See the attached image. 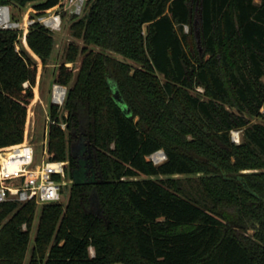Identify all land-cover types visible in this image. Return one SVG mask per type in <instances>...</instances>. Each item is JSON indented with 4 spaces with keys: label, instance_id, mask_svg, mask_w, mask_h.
<instances>
[{
    "label": "trees",
    "instance_id": "obj_1",
    "mask_svg": "<svg viewBox=\"0 0 264 264\" xmlns=\"http://www.w3.org/2000/svg\"><path fill=\"white\" fill-rule=\"evenodd\" d=\"M68 1L0 4L34 17ZM70 31L82 45L56 73L68 93L47 133L67 202L43 204L31 248L36 202H0V264L29 249L27 264H264V123L247 118L264 120V0H86ZM19 34L0 29V147L27 139L55 43L40 22L17 49Z\"/></svg>",
    "mask_w": 264,
    "mask_h": 264
},
{
    "label": "built area",
    "instance_id": "obj_2",
    "mask_svg": "<svg viewBox=\"0 0 264 264\" xmlns=\"http://www.w3.org/2000/svg\"><path fill=\"white\" fill-rule=\"evenodd\" d=\"M74 3V13H81L86 0H69ZM40 22L50 30H58L62 25V15L57 11H51L38 17L27 16L21 24L12 18L9 5L0 4V29H23L22 35L27 33L31 25ZM20 37V35H19ZM28 83L26 82L25 85ZM52 104L62 107L65 103L68 86L54 82L52 85ZM66 128V124H61ZM48 133V131H47ZM232 141L240 142V132L231 131ZM42 152H38L36 145L26 141L0 147V202L15 200L21 203L34 201L36 204L60 202L63 196V187L73 182L67 176V161H54L50 159L48 142H41ZM148 159L159 164L167 159L163 149L148 156Z\"/></svg>",
    "mask_w": 264,
    "mask_h": 264
},
{
    "label": "rangeland",
    "instance_id": "obj_3",
    "mask_svg": "<svg viewBox=\"0 0 264 264\" xmlns=\"http://www.w3.org/2000/svg\"><path fill=\"white\" fill-rule=\"evenodd\" d=\"M85 3L86 1L82 6L81 13L78 14L79 16L84 13ZM9 6L11 8L12 18L23 24L25 22V18L28 16V6L26 7H19L15 5H9ZM74 9H75L74 3L68 1V3H66L63 7H59L57 10H55L58 13H61L62 15V25L60 29L52 31L54 34L55 43L49 63L45 66L42 65L40 66L41 67L40 80H39L38 88L36 89V96L34 98L33 105L31 106L30 125L27 136V139H30V141L36 145V149L40 153L42 152L43 149V147L41 146V142L44 139H47L48 136L47 131L50 122L49 110L52 101L51 90H52V85L55 82L56 73L58 71L59 66L65 60V56L69 44L74 41L82 45L81 41H78L73 38L70 31L71 17L73 16V14H75ZM34 17H38V16H34ZM184 28L186 32L192 35L190 32V27L188 25H186ZM18 31L20 32L19 34L20 41L17 44V49H20V47L26 46V42L24 40V34L22 35L23 29L19 28ZM198 38H199L198 47L200 52L202 53L203 48L200 45V35H198ZM194 42H195L194 39L191 38V45ZM68 65H72V63H68ZM75 66L77 67V62L75 63ZM197 91L203 92L204 88L202 86H198ZM197 91L193 90L192 92L195 94ZM260 111L264 112V107H262ZM247 118L250 120L251 123L253 122L264 123V120L258 116H249ZM61 124H65V122H62ZM235 130H238L240 132V142L237 143L240 144L243 141L244 130L243 129H235ZM70 184H72V182H70L68 185L70 186ZM67 197H68V189L64 191L62 200L60 202L65 204L67 202ZM42 206L43 204L36 205L34 222L31 228V243L29 248H31L33 244ZM23 227L26 228V225H24ZM90 250L91 253L94 254V248L90 247ZM29 257H30V249L27 254L26 264L28 263ZM113 264H123V263H113Z\"/></svg>",
    "mask_w": 264,
    "mask_h": 264
},
{
    "label": "water",
    "instance_id": "obj_4",
    "mask_svg": "<svg viewBox=\"0 0 264 264\" xmlns=\"http://www.w3.org/2000/svg\"><path fill=\"white\" fill-rule=\"evenodd\" d=\"M110 84H111L113 94H114V98L116 99V101L122 106L123 109L129 111L126 103L124 102V100L121 96V93L119 91V88H118L116 82H114L113 80H110ZM82 145H83V143L79 142V143L75 144L74 148L80 149L82 147Z\"/></svg>",
    "mask_w": 264,
    "mask_h": 264
},
{
    "label": "crops",
    "instance_id": "obj_5",
    "mask_svg": "<svg viewBox=\"0 0 264 264\" xmlns=\"http://www.w3.org/2000/svg\"><path fill=\"white\" fill-rule=\"evenodd\" d=\"M38 88V87H37Z\"/></svg>",
    "mask_w": 264,
    "mask_h": 264
}]
</instances>
